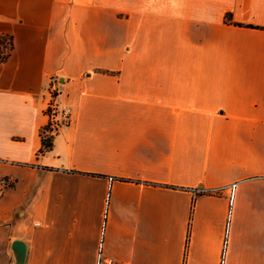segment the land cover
Wrapping results in <instances>:
<instances>
[{"label": "crops", "instance_id": "crops-1", "mask_svg": "<svg viewBox=\"0 0 264 264\" xmlns=\"http://www.w3.org/2000/svg\"><path fill=\"white\" fill-rule=\"evenodd\" d=\"M1 33L0 264H264V0H0Z\"/></svg>", "mask_w": 264, "mask_h": 264}, {"label": "built area", "instance_id": "built-area-1", "mask_svg": "<svg viewBox=\"0 0 264 264\" xmlns=\"http://www.w3.org/2000/svg\"><path fill=\"white\" fill-rule=\"evenodd\" d=\"M45 93L48 95V101L45 107V115L47 117V122L42 129L46 128V132L49 135H53L61 126L66 125L70 121V108L68 106H61L57 101V96L59 94V88L57 81L51 78L44 89ZM1 184L4 185L5 181L1 180ZM227 190L229 196V202L232 203L233 193L235 189V183L230 185L219 187L215 189H203L201 187H196L193 189L195 194L199 193H218L221 190ZM231 211L228 212V218L230 217Z\"/></svg>", "mask_w": 264, "mask_h": 264}, {"label": "trees", "instance_id": "trees-1", "mask_svg": "<svg viewBox=\"0 0 264 264\" xmlns=\"http://www.w3.org/2000/svg\"><path fill=\"white\" fill-rule=\"evenodd\" d=\"M229 19V17H227ZM13 49L12 37L10 34L1 33L0 34V62L5 61L11 54ZM41 147L39 149V154L49 151L52 148L53 136L47 134L46 128L41 129Z\"/></svg>", "mask_w": 264, "mask_h": 264}, {"label": "water", "instance_id": "water-1", "mask_svg": "<svg viewBox=\"0 0 264 264\" xmlns=\"http://www.w3.org/2000/svg\"><path fill=\"white\" fill-rule=\"evenodd\" d=\"M11 248L13 252L14 264H24L26 253L25 243L21 240H14Z\"/></svg>", "mask_w": 264, "mask_h": 264}]
</instances>
